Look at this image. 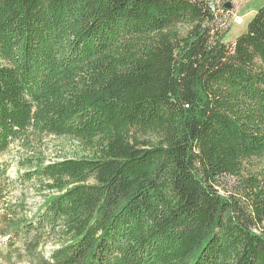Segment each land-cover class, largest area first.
<instances>
[{"label":"trees","instance_id":"16d2710c","mask_svg":"<svg viewBox=\"0 0 264 264\" xmlns=\"http://www.w3.org/2000/svg\"><path fill=\"white\" fill-rule=\"evenodd\" d=\"M212 1L0 0V264H264V5Z\"/></svg>","mask_w":264,"mask_h":264},{"label":"rangeland","instance_id":"374dc122","mask_svg":"<svg viewBox=\"0 0 264 264\" xmlns=\"http://www.w3.org/2000/svg\"><path fill=\"white\" fill-rule=\"evenodd\" d=\"M230 2L233 7L228 9L225 4ZM212 5L222 13L219 16L218 24H220L225 34L224 41L232 43L238 35L246 31L248 23L258 9L264 5V0H213ZM240 17L243 18V23L237 24L236 19ZM40 149L43 156L47 158V162L64 157H79L84 153L82 144L76 140L52 135L43 138ZM28 155H31V151L23 149L19 143H16L3 156L2 162L9 166L11 178L17 180L18 175L25 172V168L21 165V159ZM234 184L235 179L231 177L225 176L221 178L220 192L223 194L231 192ZM48 193L47 189H42L40 182L19 183L14 191V196H26L29 208L34 211L44 201V195ZM52 248L53 245H49L46 250L49 251Z\"/></svg>","mask_w":264,"mask_h":264},{"label":"built area","instance_id":"2783aa9c","mask_svg":"<svg viewBox=\"0 0 264 264\" xmlns=\"http://www.w3.org/2000/svg\"><path fill=\"white\" fill-rule=\"evenodd\" d=\"M220 13H221V12H220ZM221 14H222V13H221ZM236 23H237V24H242V23H243V18H241V17H240V18H237V19H236Z\"/></svg>","mask_w":264,"mask_h":264},{"label":"water","instance_id":"95a60500","mask_svg":"<svg viewBox=\"0 0 264 264\" xmlns=\"http://www.w3.org/2000/svg\"><path fill=\"white\" fill-rule=\"evenodd\" d=\"M225 7L228 8V9H230V8L233 7V5H232L231 2H230V3L225 4Z\"/></svg>","mask_w":264,"mask_h":264}]
</instances>
